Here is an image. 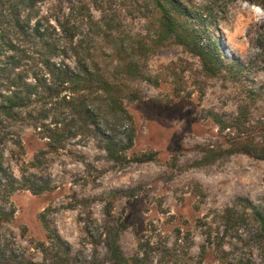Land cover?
Here are the masks:
<instances>
[{
	"label": "rangeland",
	"instance_id": "obj_1",
	"mask_svg": "<svg viewBox=\"0 0 264 264\" xmlns=\"http://www.w3.org/2000/svg\"><path fill=\"white\" fill-rule=\"evenodd\" d=\"M91 1L93 18L77 19V40L97 50L104 70L111 69L116 59L126 58L127 49L137 42L149 43L157 19L151 0ZM252 2L258 0L192 1L197 21L213 16L201 41L215 44L226 67L206 78L198 60L181 47H162L148 62L150 81L131 85L141 97L123 102L134 122L128 158L154 154V160L125 165L109 162L92 139L67 141L64 150L45 154L36 176L48 183V191L34 195L18 190L11 197L15 209L11 228L19 243L28 248L45 241L39 219L44 213L84 264H116L101 263L104 249L96 245L103 223L100 200L112 194V213L123 223L118 243L127 258L145 252L152 264H224L212 247L200 254L202 232L210 228L212 238L220 237L222 227L214 223L215 214L238 197L264 207V160L235 154L210 166L197 167L193 161L201 157L202 146H225L209 111L229 118L242 106L255 120L264 119V11ZM51 4L43 3L41 12ZM23 134L30 144L21 158L30 162L38 151L46 150V141L31 128ZM176 148H180L178 167L171 168ZM7 155L11 170L19 176L18 157ZM77 155L84 156L89 166ZM236 226L240 238L228 236L223 241L224 248L233 247L228 261L261 264L247 241L254 225Z\"/></svg>",
	"mask_w": 264,
	"mask_h": 264
},
{
	"label": "trees",
	"instance_id": "obj_2",
	"mask_svg": "<svg viewBox=\"0 0 264 264\" xmlns=\"http://www.w3.org/2000/svg\"><path fill=\"white\" fill-rule=\"evenodd\" d=\"M46 1L52 4L42 13L41 5ZM151 1L157 19L147 38L149 43L137 42L127 49L128 56L123 59H116V51L112 68L104 70L103 62L95 54L97 50L77 40L79 34L75 27L78 18L92 20L90 5L94 2L0 0V264H84L79 253L73 252L70 244L50 226L44 213L39 219L46 232L45 241L28 248L19 243L11 228L15 214L11 197L18 190L34 195L48 191V183L40 181L36 174L44 164L45 154L64 150L67 141L92 139L105 153L107 161L119 165L153 161L154 154L128 158L134 122L123 102L141 97L131 85L150 81L148 62L162 47H181L198 60L201 74L206 78L217 76L226 67L215 44L201 41L202 33L213 23L212 15L197 21L191 12L193 0ZM252 3L264 11V0ZM100 13V20L104 22L105 14ZM208 116L223 134L225 146L200 147L201 157L193 161L194 166H210L235 154L264 160V119L255 120L242 106L229 118L213 111ZM27 128L45 140L47 147L38 151L30 162L21 158L30 144L23 134ZM7 153L18 157L19 176L11 170ZM179 153L180 148H176L171 168L178 167ZM77 157L89 166L84 156ZM113 197L110 194L100 200L103 223L96 245L104 249L101 263L152 264L145 252L131 258L124 255L118 243L123 223L112 213ZM214 219L222 227V235L212 238L210 228L202 232L201 255L212 247L224 264H231L228 257L233 247L224 248V238L237 235L239 239L236 225L250 222L255 228L247 241L264 264V207L261 204L238 197L230 207L216 213ZM202 222L204 226L208 224L206 220ZM184 239L192 242L188 237Z\"/></svg>",
	"mask_w": 264,
	"mask_h": 264
}]
</instances>
